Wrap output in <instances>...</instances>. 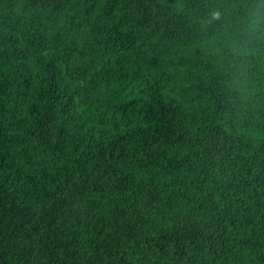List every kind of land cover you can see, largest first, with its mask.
Segmentation results:
<instances>
[{
    "label": "trees",
    "instance_id": "trees-1",
    "mask_svg": "<svg viewBox=\"0 0 264 264\" xmlns=\"http://www.w3.org/2000/svg\"><path fill=\"white\" fill-rule=\"evenodd\" d=\"M0 264H264V0H0Z\"/></svg>",
    "mask_w": 264,
    "mask_h": 264
},
{
    "label": "clouds",
    "instance_id": "clouds-1",
    "mask_svg": "<svg viewBox=\"0 0 264 264\" xmlns=\"http://www.w3.org/2000/svg\"><path fill=\"white\" fill-rule=\"evenodd\" d=\"M212 18L218 20L220 18L219 13L214 12Z\"/></svg>",
    "mask_w": 264,
    "mask_h": 264
}]
</instances>
